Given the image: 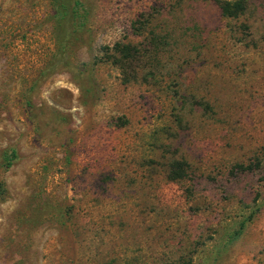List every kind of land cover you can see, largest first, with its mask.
I'll return each mask as SVG.
<instances>
[{"label": "rangeland", "instance_id": "obj_1", "mask_svg": "<svg viewBox=\"0 0 264 264\" xmlns=\"http://www.w3.org/2000/svg\"><path fill=\"white\" fill-rule=\"evenodd\" d=\"M226 1L0 0V264H264V0Z\"/></svg>", "mask_w": 264, "mask_h": 264}, {"label": "trees", "instance_id": "obj_2", "mask_svg": "<svg viewBox=\"0 0 264 264\" xmlns=\"http://www.w3.org/2000/svg\"><path fill=\"white\" fill-rule=\"evenodd\" d=\"M245 8L244 0H235L234 2H223L221 4L222 14L223 16L235 17L238 13L243 11ZM16 157V153L13 150L10 154L4 156V160L6 162V166H10L13 158ZM249 168V167H248ZM174 264H190V260H183Z\"/></svg>", "mask_w": 264, "mask_h": 264}]
</instances>
